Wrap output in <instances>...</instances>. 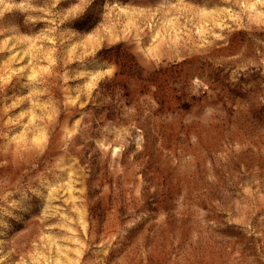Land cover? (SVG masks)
I'll return each instance as SVG.
<instances>
[{
  "label": "rangeland",
  "instance_id": "374dc122",
  "mask_svg": "<svg viewBox=\"0 0 264 264\" xmlns=\"http://www.w3.org/2000/svg\"><path fill=\"white\" fill-rule=\"evenodd\" d=\"M0 264H264V0H0Z\"/></svg>",
  "mask_w": 264,
  "mask_h": 264
}]
</instances>
